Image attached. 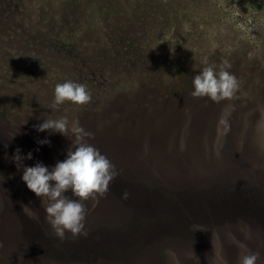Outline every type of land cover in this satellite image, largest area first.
Masks as SVG:
<instances>
[{
    "label": "rangeland",
    "instance_id": "1",
    "mask_svg": "<svg viewBox=\"0 0 264 264\" xmlns=\"http://www.w3.org/2000/svg\"><path fill=\"white\" fill-rule=\"evenodd\" d=\"M209 66L237 78L232 99L192 96L194 77ZM68 81L84 84L91 101L55 105V86ZM259 90L264 0H0V100L7 113L78 120L92 133L87 142L112 164L181 157L198 164L205 149L219 155L232 144L237 165H257L264 160ZM18 128L22 140L35 142L33 130ZM50 135L52 145L74 148L71 135ZM245 144L250 148L241 153ZM19 232L9 225L12 239L0 241L2 254L13 264H33L37 242H21ZM217 248L218 261L201 256L200 264L232 261Z\"/></svg>",
    "mask_w": 264,
    "mask_h": 264
},
{
    "label": "trees",
    "instance_id": "2",
    "mask_svg": "<svg viewBox=\"0 0 264 264\" xmlns=\"http://www.w3.org/2000/svg\"><path fill=\"white\" fill-rule=\"evenodd\" d=\"M261 91L259 98L264 95ZM6 107L8 104L0 100V241L12 239L9 225L13 223L22 233L16 235L18 240L32 238L37 242L34 251L38 257L33 264H175L176 260L179 264H200L201 256L210 263L218 261L214 253L217 244L232 260L227 259V264L228 260L229 264H240L244 250L239 245L249 251L254 216L264 222V160L252 167L237 165L229 144L219 155L205 149L206 158L198 164L181 156L177 161H118L113 164L118 175L109 191L95 200L81 201L86 208L87 235L66 231L60 239L45 211L48 200L27 188L23 167L40 162L51 170L73 146L38 144L51 135L37 132L33 126L52 116L39 117L29 111L24 115L7 113ZM18 127L33 130L30 135L34 134L35 142L22 140ZM249 145L239 151L244 152ZM17 148L22 156L32 153V159H25L20 169L11 159ZM215 157L217 160H212ZM190 175L204 178H188ZM125 192L127 199L123 198ZM66 195L71 198L70 191ZM110 236L114 240H108ZM6 251L0 247V264H13L2 254Z\"/></svg>",
    "mask_w": 264,
    "mask_h": 264
},
{
    "label": "clouds",
    "instance_id": "3",
    "mask_svg": "<svg viewBox=\"0 0 264 264\" xmlns=\"http://www.w3.org/2000/svg\"><path fill=\"white\" fill-rule=\"evenodd\" d=\"M225 68L230 67L227 61ZM193 97H209L219 103L225 99H232L239 90L237 78L225 69L217 73L212 67H205L193 79ZM54 104L61 105L70 101L76 105L88 104L92 97L84 84L72 81L59 83L55 86ZM224 125L225 133L230 126L226 119L220 121ZM38 132L48 131L50 134L58 132L61 135L74 137V148L67 150L66 158L57 162L51 170L48 166L37 162L35 166L23 167L22 180L27 188L39 198H46L48 205L45 209L55 235L63 239L65 232L72 235H87L84 231L86 208L81 201L97 199L109 191L111 182L118 175L115 166L102 155L94 146L87 142L92 133L80 126L78 120L71 124L66 117L43 120V123L33 126ZM38 144H49L47 139L39 140ZM38 150V149H37ZM17 148L11 157L17 169L23 166L25 159H32V153L22 156ZM71 192V198L66 193ZM128 193L123 198H128ZM76 197L78 199H73ZM244 253L240 264H256L259 253H252L246 246L239 245ZM174 255V254H173ZM175 264H179L176 260Z\"/></svg>",
    "mask_w": 264,
    "mask_h": 264
},
{
    "label": "water",
    "instance_id": "4",
    "mask_svg": "<svg viewBox=\"0 0 264 264\" xmlns=\"http://www.w3.org/2000/svg\"><path fill=\"white\" fill-rule=\"evenodd\" d=\"M259 210H260L259 212H262L261 209ZM253 220L256 225H261V226L257 227L254 223H252L251 229L249 231V241L251 242L252 245L249 243L250 244L249 251L252 253H259V258L256 264H264V222L257 215L254 216ZM108 240H114V239L112 238V236H110ZM130 264H135V263H130ZM230 264H232V262H230Z\"/></svg>",
    "mask_w": 264,
    "mask_h": 264
}]
</instances>
